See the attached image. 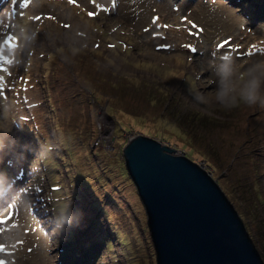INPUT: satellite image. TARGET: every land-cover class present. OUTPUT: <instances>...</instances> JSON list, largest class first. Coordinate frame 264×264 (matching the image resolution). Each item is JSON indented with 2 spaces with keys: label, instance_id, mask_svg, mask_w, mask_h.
Wrapping results in <instances>:
<instances>
[{
  "label": "rangeland",
  "instance_id": "1",
  "mask_svg": "<svg viewBox=\"0 0 264 264\" xmlns=\"http://www.w3.org/2000/svg\"><path fill=\"white\" fill-rule=\"evenodd\" d=\"M228 53L264 58V0H0V123L16 139L0 171L22 190L0 200V259L156 264L122 153L145 131L212 174L264 260V108L192 103ZM196 113L214 122L181 119ZM66 203L82 217L61 234L51 221Z\"/></svg>",
  "mask_w": 264,
  "mask_h": 264
},
{
  "label": "water",
  "instance_id": "2",
  "mask_svg": "<svg viewBox=\"0 0 264 264\" xmlns=\"http://www.w3.org/2000/svg\"><path fill=\"white\" fill-rule=\"evenodd\" d=\"M123 157L146 210L156 264H264L212 174L169 144L136 133Z\"/></svg>",
  "mask_w": 264,
  "mask_h": 264
},
{
  "label": "clouds",
  "instance_id": "3",
  "mask_svg": "<svg viewBox=\"0 0 264 264\" xmlns=\"http://www.w3.org/2000/svg\"><path fill=\"white\" fill-rule=\"evenodd\" d=\"M212 71L215 88L210 94L195 89L191 91L192 103L195 106L218 105L224 110H231L243 103L250 107L258 105L264 108V58H249L241 65L228 53L215 58ZM2 107L3 104H0V108ZM0 137L2 162L11 147L15 146L16 139L11 135V128L7 123H0ZM48 155V148L45 147L37 159L43 160ZM14 185V179L6 171H0V200L14 194L19 195L22 190L15 189ZM81 217L79 210H73L71 204L66 203L62 208L55 210L51 221L53 230L62 234L71 227L79 226Z\"/></svg>",
  "mask_w": 264,
  "mask_h": 264
},
{
  "label": "snow or ice",
  "instance_id": "4",
  "mask_svg": "<svg viewBox=\"0 0 264 264\" xmlns=\"http://www.w3.org/2000/svg\"><path fill=\"white\" fill-rule=\"evenodd\" d=\"M13 2L15 3L16 2V0H13ZM69 2L70 3H74L75 2V0H69ZM27 4H28V0H23V5L24 6H27ZM88 15L89 16H95V15H97V13H95V12H89L88 13ZM48 18H51V17H48ZM35 19H37V20H39V19H41V17H39V16H37V17H35ZM186 19V18H185ZM159 20V17L158 16H154L153 18H152V22H153V24H155L157 21ZM65 27H68V25H64ZM165 27H167V25H165ZM145 31H148V29L146 28L145 29ZM16 37L15 36H8V38L4 41V44L7 46V47H9V48H14L16 45H15V41H16ZM162 46H167V45H162ZM220 46H223V45H220ZM110 47H114L113 45H110ZM187 47H191L190 45H188ZM3 59V57H0V60H2ZM4 70H6L5 68H4V66H3V64L2 63H0V71H4ZM3 79V77H0V80H2ZM10 217H11V214H9V216L8 217H6V218H4V219H10ZM0 222H3V220H0ZM4 245H0V251H3L4 250ZM29 251H31V249H29ZM0 264H7V262L4 260V259H0Z\"/></svg>",
  "mask_w": 264,
  "mask_h": 264
},
{
  "label": "trees",
  "instance_id": "5",
  "mask_svg": "<svg viewBox=\"0 0 264 264\" xmlns=\"http://www.w3.org/2000/svg\"><path fill=\"white\" fill-rule=\"evenodd\" d=\"M99 95H100V93H99ZM99 95H95V101L96 102H98V103H100L101 102V97L99 96ZM155 100H157V98H154V99H151V103L153 104L154 102H156ZM188 116H190V120H194L195 119V121L196 122H198V121H202V119H203V121L205 122V121H213L214 122V120L213 119H211V118H207V117H205V116H201V115H199V114H191V115H187V116H185V115H183V117L181 118V119H184L185 117H188ZM135 118V117H134ZM143 122H144V120H143ZM123 123V122H122ZM209 123V122H208ZM124 124V123H123ZM123 124H122V126H123ZM156 133H158V132H156ZM143 134V133H142ZM144 134H145V131H144ZM148 135V134H147Z\"/></svg>",
  "mask_w": 264,
  "mask_h": 264
},
{
  "label": "bare ground",
  "instance_id": "6",
  "mask_svg": "<svg viewBox=\"0 0 264 264\" xmlns=\"http://www.w3.org/2000/svg\"><path fill=\"white\" fill-rule=\"evenodd\" d=\"M259 16H262V15H259ZM107 127H108V125H106L105 122H104L103 132L101 133L102 135L105 134V132H106V130H107ZM107 133H108V132H107ZM13 168H14V170L17 171L18 173H21L20 171H18L19 169L15 168V167H13ZM14 170H13V171H14ZM15 246H16V244H15Z\"/></svg>",
  "mask_w": 264,
  "mask_h": 264
}]
</instances>
